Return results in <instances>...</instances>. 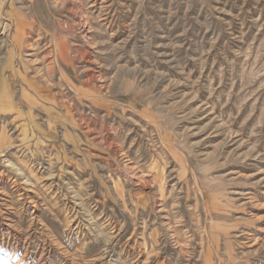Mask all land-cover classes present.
<instances>
[{
    "label": "rangeland",
    "instance_id": "obj_1",
    "mask_svg": "<svg viewBox=\"0 0 264 264\" xmlns=\"http://www.w3.org/2000/svg\"><path fill=\"white\" fill-rule=\"evenodd\" d=\"M0 2V264H264V0Z\"/></svg>",
    "mask_w": 264,
    "mask_h": 264
},
{
    "label": "crops",
    "instance_id": "obj_2",
    "mask_svg": "<svg viewBox=\"0 0 264 264\" xmlns=\"http://www.w3.org/2000/svg\"><path fill=\"white\" fill-rule=\"evenodd\" d=\"M25 65L26 62L20 60L19 51L16 48L2 60L0 65V109L10 100L11 92L9 88L11 83L17 82L26 89L28 87L34 89V91L38 90L39 82L30 79L33 74L29 72L30 67ZM3 113L1 109L0 115Z\"/></svg>",
    "mask_w": 264,
    "mask_h": 264
},
{
    "label": "bare ground",
    "instance_id": "obj_3",
    "mask_svg": "<svg viewBox=\"0 0 264 264\" xmlns=\"http://www.w3.org/2000/svg\"><path fill=\"white\" fill-rule=\"evenodd\" d=\"M3 4L0 2V24L2 23L1 21V17L3 14ZM12 18V17H11ZM14 26L12 25V23H10L9 25V30L10 33L8 34L11 38H19L22 35V29H23V25L19 20H13ZM13 27H15V30L13 29ZM8 29V28H7ZM13 29V31H12Z\"/></svg>",
    "mask_w": 264,
    "mask_h": 264
}]
</instances>
